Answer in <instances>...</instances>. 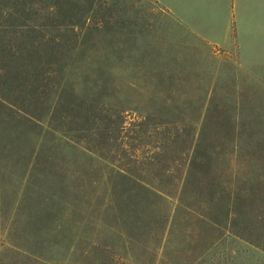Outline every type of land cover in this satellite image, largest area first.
Returning <instances> with one entry per match:
<instances>
[{
	"label": "rangeland",
	"instance_id": "374dc122",
	"mask_svg": "<svg viewBox=\"0 0 264 264\" xmlns=\"http://www.w3.org/2000/svg\"><path fill=\"white\" fill-rule=\"evenodd\" d=\"M6 1L0 264H264V0Z\"/></svg>",
	"mask_w": 264,
	"mask_h": 264
},
{
	"label": "trees",
	"instance_id": "16d2710c",
	"mask_svg": "<svg viewBox=\"0 0 264 264\" xmlns=\"http://www.w3.org/2000/svg\"><path fill=\"white\" fill-rule=\"evenodd\" d=\"M19 1L20 0H7L5 3L6 4L5 6H6V9L8 11L7 13L9 15V17L11 18V20L13 22V23H11V26L16 25V26H19V28H21L23 26L24 27L28 26V24L33 23V21L29 17L26 18L22 15V11L20 10V7H19V4H20ZM122 129H123V126H122ZM193 140H194V137L191 139L192 143H193ZM162 148L163 147L161 145H158V144L153 146V150H155V151L156 150L161 151ZM190 150H191V145L186 147V149L181 150V152H182V154H184V155L186 154L188 156L190 154L189 153ZM187 163H188V157H186V165H187ZM134 176H136V175H134ZM138 179L141 180V182L152 186L153 188H157L156 186H153L150 183V181L148 179H146V177L141 176ZM209 181H210V179H208V183H209ZM208 183L206 182V184H208ZM158 190H160V189H158ZM161 191H162V189H161ZM183 204L186 207L189 206L184 201H183ZM214 212L215 213L206 212L204 210H194V214L201 217L204 222L206 221V222L210 223V225H212V229H215L218 231H223V233H222L223 238L228 237L227 233L230 232V229L228 228V221H226V222L223 221V219L221 217L222 215L220 214V212H217V213H216V211H214ZM261 220H262L261 223H262V229H263V237H262L263 238L262 241H263L264 240V214L263 213H261ZM238 238L240 240H243L244 242L251 243V241H249V239L242 238L240 236ZM262 244L264 246V243H262ZM263 249H264V247H263Z\"/></svg>",
	"mask_w": 264,
	"mask_h": 264
},
{
	"label": "crops",
	"instance_id": "0c3cea01",
	"mask_svg": "<svg viewBox=\"0 0 264 264\" xmlns=\"http://www.w3.org/2000/svg\"><path fill=\"white\" fill-rule=\"evenodd\" d=\"M193 1H194V5H195L196 8L200 7V10L199 11L195 10V12H200L202 15L210 16L212 13H218V12L221 13V14H226L227 13L226 8L230 9V2L233 3L234 0H220L222 9L217 11V12L213 11L211 9V7L213 5H215L216 3L218 5L217 0H193ZM243 1L244 0H242L243 5H242V3H241V5L244 8H246V10H247L248 6L247 5L245 6ZM190 3L191 2L186 1V0H178L177 4L179 6V11H180L181 7H185L186 5H187L186 7L190 6ZM248 8H249V12L251 13V16H252L251 17L252 21L256 22V23L261 21V0H251V3H250ZM243 19H241V20H243ZM242 28H243V26H242Z\"/></svg>",
	"mask_w": 264,
	"mask_h": 264
}]
</instances>
